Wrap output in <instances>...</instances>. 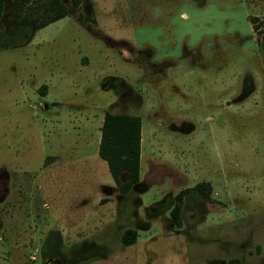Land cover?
I'll return each instance as SVG.
<instances>
[{"label":"rangeland","instance_id":"374dc122","mask_svg":"<svg viewBox=\"0 0 264 264\" xmlns=\"http://www.w3.org/2000/svg\"><path fill=\"white\" fill-rule=\"evenodd\" d=\"M62 1L0 18V264H264V0ZM106 115L139 123L127 193Z\"/></svg>","mask_w":264,"mask_h":264},{"label":"trees","instance_id":"16d2710c","mask_svg":"<svg viewBox=\"0 0 264 264\" xmlns=\"http://www.w3.org/2000/svg\"><path fill=\"white\" fill-rule=\"evenodd\" d=\"M7 0H0V18ZM72 9L81 5V0H69ZM43 11L48 14L47 20L37 23L23 17L21 22L31 24L40 30L49 24L67 17L70 14L62 0H44ZM139 123L128 116L106 115L100 129L98 157L106 163L108 172L121 193H127L137 182L138 158L140 145ZM125 177V179H124ZM177 212L174 213V219ZM231 264H237L233 262Z\"/></svg>","mask_w":264,"mask_h":264}]
</instances>
